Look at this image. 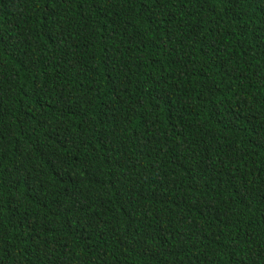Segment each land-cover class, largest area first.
<instances>
[{
    "label": "trees",
    "instance_id": "16d2710c",
    "mask_svg": "<svg viewBox=\"0 0 264 264\" xmlns=\"http://www.w3.org/2000/svg\"><path fill=\"white\" fill-rule=\"evenodd\" d=\"M0 264H264V0H0Z\"/></svg>",
    "mask_w": 264,
    "mask_h": 264
}]
</instances>
